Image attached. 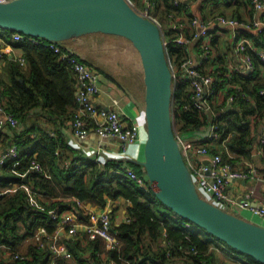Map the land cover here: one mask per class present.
<instances>
[{
    "label": "trees",
    "instance_id": "1",
    "mask_svg": "<svg viewBox=\"0 0 264 264\" xmlns=\"http://www.w3.org/2000/svg\"><path fill=\"white\" fill-rule=\"evenodd\" d=\"M155 1H161L163 4V13L158 15L162 30L165 35L172 36L167 27L169 23L165 14L171 11L175 15L184 14L188 8L173 6L170 0ZM243 3L251 13L250 0H243ZM232 13L234 16H243L236 6ZM262 17L264 18V12ZM0 30L4 32L2 37L7 43L22 51L25 60L21 64L18 60L9 58L7 54L1 58L4 76L0 73L2 86L0 102L5 110L18 119L23 128L18 132L13 129L17 156L8 159L0 171L1 187L16 185L12 192L0 189V264H49L52 252L49 248L39 247L34 234L40 226H45L49 233L55 231L57 221L50 217L51 210L62 211L71 207L77 199L102 207L108 198L119 197L128 201L127 214L130 220L114 224L120 246L111 250L109 257L118 264L219 262L217 251L210 250V244L214 238L220 242L224 241L195 223L191 227L185 226L183 220L186 218L173 212L155 196L142 165L140 167L136 162H130L138 174L144 175L147 187H142L118 171L123 162L120 156L99 153L97 158L101 155L103 157L97 162L88 154L71 158L65 156V147L68 143L59 134L51 135L49 130H53L51 126L54 124L57 125L56 117L64 115L71 119L74 110L72 108L76 106L71 70L42 43H35L26 37L14 40L12 33L15 30L3 27H0ZM242 32L249 35L244 30ZM252 37L257 44L264 46L262 33ZM167 52L176 65H179L185 54L184 47L176 43H171L167 47ZM252 57L253 67L250 71L227 73V69H220L219 77H223L221 84L236 82L240 83L242 89L238 90L237 97L230 105H226L224 99L223 103L215 107L218 112L217 137L214 139V147L209 151L220 152L222 161L231 163L232 166L239 164L240 157L250 158L254 138L252 131L258 129L264 119V93L260 92L264 89V61L254 53ZM82 59L87 64L90 63L87 59ZM227 92L233 93L235 90L231 86L227 88ZM189 94L186 81L174 83L173 123L175 126L178 124L180 134L191 136L195 134L198 126L206 122L207 115L191 106ZM200 116H203V120ZM46 125H49L48 129L44 128ZM9 128L12 129L11 126ZM32 133H35V136ZM261 152L264 157V144ZM65 159L69 161L67 166L64 165ZM32 160L39 166V170L35 169ZM25 175L26 181L23 180ZM25 185L31 191L39 193L47 202L33 195L36 205L31 204ZM38 203L43 206L40 207ZM115 210L116 208L110 210L112 216ZM62 239L76 263L91 264V260L95 264L100 263V254L105 250L102 237L97 236L92 240L87 237L86 245L81 243L80 238ZM3 244L22 257L12 261L4 259L1 247ZM226 246L233 254H241L255 264H264L251 255L227 244ZM192 248L196 252H193ZM88 250L89 254L85 256L84 251ZM56 260L58 264H74L63 255L58 256Z\"/></svg>",
    "mask_w": 264,
    "mask_h": 264
},
{
    "label": "built area",
    "instance_id": "2",
    "mask_svg": "<svg viewBox=\"0 0 264 264\" xmlns=\"http://www.w3.org/2000/svg\"><path fill=\"white\" fill-rule=\"evenodd\" d=\"M7 1L9 0H0V2ZM127 1L142 15L158 23L167 55V47L171 43L181 44L184 47L185 54L179 61V65L174 64L173 59L168 56L169 65L173 74V85L176 81L180 80L187 82L191 106L200 113L204 112V114L207 115L206 122L198 126L196 131H203L207 125H210L207 135L200 136L203 142H213L217 137L216 120L218 118V112L215 110V105L220 102L221 91H223L224 88L226 89V101L231 103L232 100L237 97L238 90H240L238 84H233L231 86L235 89V92L228 93L227 88L230 87V84L227 86L218 85L223 80V77H219L221 73L220 69H227V73L250 71L253 67L252 53L256 54L264 61V47L260 48L258 45H255L254 43L256 42L253 37L251 36V38H249L242 32V30L255 29L256 32L263 33L264 21L256 18L252 20L241 19L239 16L224 13H219L209 20H205L198 15L187 16L189 18L188 32L183 33L180 31L186 29L183 24L180 23L179 29H177L178 31L173 33L172 36H168L164 34L161 23L152 12L151 0H141L143 4L142 8L135 4L133 0ZM170 2L173 6L188 8V4L191 0H170ZM250 2L256 10H264L263 1L250 0ZM184 14L180 15L182 16ZM167 16H169L171 20L175 19V14L172 11L168 12ZM213 22L220 27H228L232 32L230 41L231 59L225 63L212 61V46L209 43V26ZM12 37L14 40H22L26 37L35 43H42L47 48L51 49L56 54L57 59L64 62L71 70L75 87L76 106L71 114L70 122L72 133L76 138H85L90 130H92L103 140L115 139L122 150H125L129 144L139 140L141 125L138 122L127 120L119 114L116 109L97 105L95 103V96L99 92L98 72L89 67L79 54L65 48L58 43L59 41L42 40L41 37L25 35L17 31L12 33ZM190 45L197 46V55L188 49ZM2 55L3 52L0 49V57ZM18 61L24 63V57H19ZM1 91L2 87L0 85V94ZM260 92L264 93V89ZM200 117L203 120V116ZM5 125L16 127L18 125V119L11 112L5 110L3 104L0 102V128ZM173 127L195 184L212 197L224 202L230 209L240 208V206L249 207L254 214L264 218V192H262L259 203L254 205L251 204V200L248 196L240 199L238 196L228 194L227 191L229 184L233 181L259 179L260 175L258 174L257 168L251 164H248L246 169L234 168L231 163L222 161L220 152L210 153L209 148L204 143L196 146L195 152L200 155L210 153L209 161L192 163L187 157L188 144L184 142L175 124ZM50 134L52 135V133ZM32 135L35 136V133H32ZM259 142L262 144L264 143V123L262 124L259 134ZM96 153H99V150ZM16 156L17 145L14 140H12L0 151V171L8 159L15 158ZM97 160V158H94V161L97 162ZM68 162L69 161L65 159L64 165L67 166ZM32 163H34L35 169L39 170V166L35 164L34 160H32ZM118 171L135 180L142 187H147L145 178L138 174L131 164L121 163ZM26 189L28 192H33L28 186ZM253 191L254 189L251 188L249 192L252 193ZM28 200L31 204L36 205V202L32 200L31 196H29ZM37 205L40 207L43 206L39 203ZM83 206L84 202L77 199L71 207L62 211L58 209L51 210L49 213L50 217L57 221L55 231L49 233L45 226H40L35 232L34 237L39 241L41 248H49L52 252L49 264H58L56 259L60 255H64L67 258L71 257V252L66 249L65 244L59 242V236L63 231L66 232L69 238L75 237L79 231L85 232L89 240L95 239L97 236L102 237L105 242V250L108 254V264H118L116 260L109 257V252L120 246L112 222L111 206L107 204L100 209H93L90 207L87 209L85 216L86 220L80 222L78 220V208ZM124 220H130V216L127 215ZM183 221L184 225L187 227H191L193 224V222L188 219ZM9 249L10 253L6 259L12 261L22 257V255L11 248ZM192 250L196 252L194 248H192ZM210 250H216L213 244H210ZM202 264L208 263L203 261Z\"/></svg>",
    "mask_w": 264,
    "mask_h": 264
},
{
    "label": "water",
    "instance_id": "3",
    "mask_svg": "<svg viewBox=\"0 0 264 264\" xmlns=\"http://www.w3.org/2000/svg\"><path fill=\"white\" fill-rule=\"evenodd\" d=\"M0 27L53 41L93 32L127 38L143 74L146 137L141 164L155 196L179 216L264 263V225L221 208L196 188L174 132L173 74L158 23L127 0H9L0 2ZM209 128L195 133L206 136Z\"/></svg>",
    "mask_w": 264,
    "mask_h": 264
},
{
    "label": "crops",
    "instance_id": "4",
    "mask_svg": "<svg viewBox=\"0 0 264 264\" xmlns=\"http://www.w3.org/2000/svg\"><path fill=\"white\" fill-rule=\"evenodd\" d=\"M134 3L139 6H140V3L142 4L141 0H138V1L135 0ZM188 5L189 7H188V10L185 12V14L182 16L175 15L174 20H171L169 16L165 14L166 19L169 23L168 30L172 34L178 31L177 29H179L180 23H182L183 26L186 28L185 30L182 29L180 31L183 33L188 32L189 18L187 16L190 17V16L198 15L199 17L205 20H209L213 18L214 16H216L217 14L223 13V12L218 13L215 11L216 13L214 12L213 14L211 11H214V9L221 10V8H224V6H227L229 9H231V12H229L230 14H233L232 11L235 6L238 7L239 11L243 15L241 17L239 15L241 19L252 20L253 18H256V19L264 21V18L262 17V13L264 12V10H256L252 6V10L250 11L251 13H249L247 11L248 9L245 8L243 0H191V2H189ZM157 7L163 8L162 2L161 1L156 2L155 0H151V9L153 13H156L155 9ZM219 31H227L229 33V39L226 42V44L224 43V39L220 37ZM245 32L249 33V35H247L243 32V34L249 38H251L252 35L255 37L258 36V32H256L255 29L245 30ZM2 33L4 32L0 30V49L3 52V55L0 57V59L4 57L5 54H7L9 58L18 60L19 57L23 56L22 51L19 48L14 47L10 45L9 43H7L2 37ZM98 34H106V33H102V32L87 33V34H83V35L70 38L67 40L59 41V42H61L60 44L64 46L65 48L73 50L77 54H82V51L85 50L84 46H85L86 41L88 40L92 41L93 38L91 36L98 35ZM262 36L264 37V32L262 33ZM231 38H232V32L228 27H220L215 22L210 24L209 43L212 46V58H213L212 61L213 62L222 63L223 61L227 62L229 59H231V56H230ZM254 44L258 45L260 48L264 47L263 45H260L257 43H254ZM66 45H69L70 47H67ZM188 49L192 53L197 55L198 48L196 45H190L188 46ZM224 53H225V58L221 60L222 55ZM2 60L3 59L0 60L1 62L0 63V73L2 76H4V73H3L4 70L1 65L3 62ZM109 71L110 72L114 71L119 76L120 80L115 79V76H113V74H111L110 72L108 73L106 71V75H104V78H101L98 80L99 92L95 96V103L97 105H102L105 107L116 109L118 110L119 114H121L127 120L129 121L134 120L138 122L141 125V132H140L139 140L129 144L125 150H122L118 142L115 139L103 140L99 138L95 134V132L92 130H90V132L85 138H76L73 135L72 130H71L70 118L64 115H62L60 118L56 117L58 119L56 122L57 125L54 124L53 126H51L53 130H49V133H52L53 135L59 134L64 137V139L66 140V143H68V145L65 147V154H66L65 156L68 158H71L73 156L83 155V154H88L94 158H97V154L102 153V154H107V155H112V156L118 155L123 158L122 163H126L129 165L131 164L134 167V165L130 163L133 161V162H136L141 167L142 165L141 161L144 159L143 145H144V140H145L144 82H143V74H142L141 65L140 67L132 66L131 68L128 66L126 69H122L120 67H112L110 68ZM232 73H240V72H232ZM228 84H230V87L233 84H238L240 86V83H236V82H231V83L224 82L222 84L219 83L218 85L227 86ZM240 89H242L241 86H240ZM225 96H226V89L224 88V90L221 91L220 102H218L215 106H219L221 103H223L224 99L226 101ZM0 97H1V94H0ZM231 103L226 101V105H230ZM73 109L74 108H72V110ZM42 124H45V122H42ZM262 124L259 126L258 129L252 131L254 132V138H253V142L251 146L252 148L250 150L251 151L250 158L240 157L239 164L237 166H234V168L246 169L248 164L254 165L257 168L258 174L260 175L259 179L257 180L247 179V180L233 181L229 184L227 188L228 194L233 195V196H238L240 199L248 196L249 199L251 200V204H254V205L259 203L262 197V192H264V157L262 156V152H261L262 145L264 143L262 144L259 142V134L261 132ZM46 126L47 127H44V128L48 129L49 125H46ZM21 128L23 127L21 124H19V122H18V125L16 127H12V129L9 128L8 125H5L0 128V151H2L4 147L9 144V142H11L12 140H15L14 134H12L13 129H15L16 132H18L21 130ZM206 128L207 126L205 127V129ZM180 135L183 138L184 142L188 144L187 157L192 163H198L200 161L202 162L209 161L211 152L208 154L200 155L195 152V148L201 143H204L207 145V147L210 150L211 147H214L215 141L210 142V143L203 142L202 137L197 133L191 136H189L188 134H180ZM98 150H99V153H96ZM102 157L103 155H101L100 158H97V159L99 160ZM26 187L27 186L25 185V188ZM251 188L254 189L252 193L249 192ZM15 189H16V185L14 184L11 187H8L6 189V192H12ZM29 195L31 196L34 202L35 200L33 198V195L39 196L40 198L43 199L44 202H47V200L41 197L39 193L29 192ZM107 204L111 206V209L116 208L112 216L113 224L116 225L120 223L121 221H124L125 217L128 215L127 214L128 201L122 197H119L117 199L108 198L106 200L105 205ZM104 206L99 207L90 202L84 203V206L80 207L82 210L78 209L79 210L78 220L80 222H83L86 220L85 216L87 213V209H89L90 207L93 209H100V208H103ZM82 212H84L85 215ZM240 212L241 214H243V216L240 215L241 217H244L253 222H256L252 220L254 217L258 221L260 219L264 220V218L258 216L257 214H254L249 207L240 206ZM256 223L262 224L260 222H256ZM64 237L69 238L66 235L65 231H63L59 236L60 243L65 244L64 240L62 239ZM72 238H80V241L83 245H86L88 242L87 235L83 231H79L78 234ZM214 240L218 242L217 245H221V244L226 245L215 238ZM1 247L3 248L2 257L6 259L10 253V249H9L10 247L5 246L4 244L1 245ZM226 252L227 254L235 255L238 257L237 264H244L246 262L250 264L253 263V262L248 261V259H246L241 254H233L231 253L230 250H227V249H226ZM88 254H89V250L84 251L85 256H88ZM63 257L69 262H72L74 264H79L73 260L72 254L70 258H67L64 255ZM225 262L226 260L224 261V259H220L219 262H217L216 264H219V263L227 264ZM91 264H95V262L91 260ZM99 264H108V254L106 250L101 252Z\"/></svg>",
    "mask_w": 264,
    "mask_h": 264
},
{
    "label": "rangeland",
    "instance_id": "5",
    "mask_svg": "<svg viewBox=\"0 0 264 264\" xmlns=\"http://www.w3.org/2000/svg\"><path fill=\"white\" fill-rule=\"evenodd\" d=\"M139 7L142 8L143 4L140 3ZM155 11L156 13H154V15L157 17L159 14L163 13V8L157 7ZM215 11L218 13L223 12L225 14L230 15L229 12H231V9H229L227 6H224V8H221V10L214 9V11H211V12L214 14ZM219 35L221 38L224 39V43L226 44V42L229 39V33L227 31H219ZM91 37L93 38V40L86 41L85 46H84L85 50H83L82 54H79V55L82 56V58L87 59L88 62H90L88 66L95 69L98 72L99 79L104 78V75H106V71L109 73L110 72L109 70L112 67H120L122 69H126L128 66L130 68L132 66L140 67V59H139L138 52L127 38L118 36V35H112V34H98V35H92ZM66 46L70 47L69 45H66ZM224 58H225V53L222 55L221 60H223ZM222 63H225V61H223ZM110 73L113 74V76H115V79L120 80L119 76L114 71H111ZM188 89H189V86H188ZM176 127L178 129V124H176ZM141 173H143L142 169H141ZM140 175L144 177L143 174H140ZM148 184H149V181H148ZM7 188L8 187L4 185L0 189L3 191L4 189H7ZM196 188L203 197L211 200L213 203L219 205L223 209L229 210L239 216L240 215L243 216V214H241L240 212V208L230 209L221 200H218L212 197L211 195H209L208 193L204 192L197 184H196ZM252 220L264 224L263 219H260L258 221L254 217ZM217 243L218 242L215 240L211 242V244H213L216 248V251L218 253L217 256L220 259H224V261L226 260L225 263L227 264H237L238 257L235 255L227 254L226 249L228 250V248L226 247V245H222V244L217 245ZM38 244H39V241H38Z\"/></svg>",
    "mask_w": 264,
    "mask_h": 264
}]
</instances>
